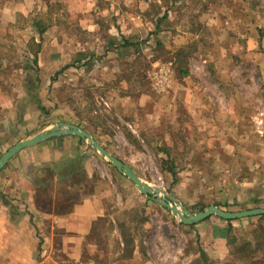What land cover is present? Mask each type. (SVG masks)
I'll return each mask as SVG.
<instances>
[{"label":"rangeland","instance_id":"1","mask_svg":"<svg viewBox=\"0 0 264 264\" xmlns=\"http://www.w3.org/2000/svg\"><path fill=\"white\" fill-rule=\"evenodd\" d=\"M11 2L16 0H0L1 89L14 87L26 100L25 78L36 82L54 77L55 71L43 74L33 63L38 47L28 31L32 20L39 28H60L65 37L57 50L64 57L73 55L71 63L78 70L56 77L55 90L63 102L48 98L50 87L41 94L48 101L43 120L81 122L112 156L149 186L175 197L191 213L206 209L209 200L220 199L211 185L215 182H207V169L198 163L195 167L198 173L203 171L200 176L204 179L199 191L205 196L198 197L196 190L189 192L191 188L178 182L173 186L172 178L161 172V159H166L163 150L180 176L185 170L191 172L193 158L219 156L218 148L224 150L225 159L237 158L243 164L259 157L260 168L249 170L261 178L259 191L264 190V0H98L89 6L81 5V0H38L26 4L34 8L27 17L4 12ZM86 8L88 20L81 14ZM124 41L129 45L123 47ZM79 54L84 59L77 62ZM12 78L15 86L10 85ZM212 125L218 127L220 140H213L215 149L208 152L203 148L208 147ZM128 132L138 146L127 140ZM31 134L25 139L33 137ZM239 144L240 150L236 148ZM87 147L83 150L90 156L93 153ZM96 160L88 162L90 172L113 179L116 192L107 202L104 220L93 230L100 245L94 247L84 238H66L65 243L58 241L53 246L52 260L42 264H114L121 257L114 220L124 211L131 212L134 219L132 255L137 260L149 264L148 249L149 260L167 257L166 261H171L193 246L191 228L183 227L156 202L135 193L124 179L111 177L110 170ZM218 175L225 182L237 179L236 174L231 178ZM220 208L232 212L246 209L238 204ZM61 233L55 231L59 238ZM260 255L264 259L262 251Z\"/></svg>","mask_w":264,"mask_h":264},{"label":"crops","instance_id":"2","mask_svg":"<svg viewBox=\"0 0 264 264\" xmlns=\"http://www.w3.org/2000/svg\"><path fill=\"white\" fill-rule=\"evenodd\" d=\"M36 1L38 0H16L15 3L11 2L7 5L4 12L8 11L14 13L13 15L17 13L27 17L34 8L26 4L29 2L37 4ZM97 1L81 0L80 3L89 6ZM81 14L88 20L87 8ZM30 27L28 32L35 38L38 47L35 66L43 74L51 75L52 71H55V74L48 81L41 78L33 82L25 78L26 96L29 95L26 100L20 97L18 90L14 87L11 90L0 88V157L8 148L25 140L24 136L27 134L33 133L31 135L34 136L43 130L50 129L54 124L65 123L60 120L51 122L43 120L46 118L48 101L46 96L41 98V94L45 92V89L48 91L50 87L52 93L48 98L52 100L54 98L57 104L63 102L64 98L55 90L54 85H57L59 81L56 77L71 70H78L75 64L71 63L73 55L69 56L66 51L68 55L64 57L61 50H57L65 37L62 29L48 28L39 36L36 26L32 24ZM61 70L62 73L57 74ZM10 82V85H16L15 78L10 79ZM61 116L60 114L59 118ZM74 125L78 126V123ZM219 128L225 129L223 126ZM217 131L216 125L208 128L210 133L208 142H206L208 147L203 148L208 152L215 149L213 140H220ZM78 139L74 136L52 138L36 146L23 149L0 170V264H42L43 261H51L53 246L57 245L58 241L61 244L65 243L66 238H84L94 247L100 243L96 240L93 230L99 222L104 220L105 210L109 208L107 202L109 198L116 197V192L113 188V179L111 181L90 172L88 162L97 159L96 161L101 163L100 166L103 165L110 170L111 177L118 176L126 183L133 184L97 152L89 150L90 148L84 141L80 143ZM230 144L235 146L231 141ZM83 146L84 149L89 148L87 150L92 151L93 154L86 156L87 152L83 150ZM236 148L240 150L241 145H237ZM230 149L229 147L228 151ZM215 150L220 153L216 158H193L191 172L185 170L182 176L177 174L178 184L188 190L191 188L189 192L196 190L193 192L198 197L205 196L202 191H199L204 184V179L200 176L203 171L198 173L195 167L199 163L205 165L207 169L205 179L207 182H215V185H211L220 197L218 200L215 198L209 200L208 203L211 205L221 203L228 206L238 204L240 207L244 205L246 207L244 210L264 207L262 206L264 205V190L259 191L262 187L261 178H257L249 170L252 167L260 168L259 157H253L250 163L243 164L237 158L225 159L224 150L223 152L219 148ZM228 151L225 153L230 154L232 150ZM199 152L202 154V151ZM242 164L246 167L242 168ZM231 171L236 174V180L229 179L225 182L218 175L229 174L231 178L233 175ZM261 171L258 174H261ZM242 173L245 175H241ZM216 184H220L219 188H216ZM133 187L135 193H139L134 185ZM130 215L131 212L124 211L121 213L123 219L119 216L120 218L114 220L120 237L117 244L121 251V257L115 259L114 264H146L144 258L143 261L142 259L139 261L132 254L122 255L125 250L122 232L133 239L132 253L135 251L133 238L135 225ZM260 225L263 227L264 222H256L254 217L234 221L211 217L191 225L193 236H195L191 241L194 244L184 248L179 258L166 261L167 257H162L161 260L156 257L157 260H149L152 256L150 250L147 249L146 260L149 264L151 261L153 264H202L199 255V250H202L208 264H264V259L260 255L261 251L257 250L258 242L253 238L254 232ZM229 228L232 230L231 235L235 238L234 245H230L227 240ZM56 230L63 231L59 235L60 238L56 236ZM245 243L250 244L249 247H245L246 251L237 252V248L244 246ZM143 245L147 244L144 242Z\"/></svg>","mask_w":264,"mask_h":264},{"label":"water","instance_id":"3","mask_svg":"<svg viewBox=\"0 0 264 264\" xmlns=\"http://www.w3.org/2000/svg\"><path fill=\"white\" fill-rule=\"evenodd\" d=\"M64 136H74L84 141L92 150L107 160L121 175L126 177L140 194L170 211L173 216L178 218L179 223L182 225H195L210 217H216L224 221H234L264 216V208L232 212L226 211L216 205H210L202 211L191 213L172 195L162 189L146 184L129 166L112 156L88 132L74 124L57 123L50 129L43 130L29 139L17 142L1 155L0 170L21 150L36 146L52 138Z\"/></svg>","mask_w":264,"mask_h":264},{"label":"trees","instance_id":"4","mask_svg":"<svg viewBox=\"0 0 264 264\" xmlns=\"http://www.w3.org/2000/svg\"><path fill=\"white\" fill-rule=\"evenodd\" d=\"M34 26H36V28L38 29V34L39 36H41V34L44 32V28H39L40 26H37L36 22L34 21L33 22ZM128 44L127 41H124V44H123V47H126ZM36 55L37 53L35 52L34 55H33V63L36 64ZM83 55L79 54V57L80 59L77 60V62H80L82 59L84 58H81ZM87 62H85L84 64L86 65ZM82 64V65H84ZM62 73V70L57 72V74H60ZM78 126H81L84 130H86L87 132H89L92 136H93V133H91L92 131H90L89 129H87L81 122L80 124H78ZM129 134H126V138L127 140L132 143L133 145H136L138 146L139 143L136 141V139L134 138V136L128 132ZM94 137V136H93ZM78 141L80 143H83L82 140L78 139ZM163 152L165 153L166 155V159H161V162H160V167L162 169L161 172H166L171 178H172V185L174 186L175 184H177V172L175 171V166L173 164V161L172 160H169V153L166 151V150H163ZM256 204V203H255ZM216 206H224V207H229L228 205L226 204H221V203H216L215 204ZM209 219V218H208ZM206 219V220H208ZM259 219H263V222H264V216H261L259 217ZM183 226V225H182ZM123 227V225H122ZM183 227H187V228H192V226H183ZM231 228L228 229V243L230 245H234L235 243V238L233 237V235H231ZM230 233V234H229ZM122 237H123V240H124V245H125V250L123 253L125 254H128V255H131L132 254V249H133V239L130 238V237H127L126 233L125 232H122ZM253 238L255 240H257L258 242V247H257V250H260L264 253V228H258V230H256L253 234ZM250 244L249 243H245L244 246H240L239 248H237V252H245V247H249ZM247 251H250V250H247ZM252 252V251H250ZM199 255H200V258L202 259V264H208L207 263V259L204 258V253L202 250H199ZM204 258V259H203Z\"/></svg>","mask_w":264,"mask_h":264}]
</instances>
